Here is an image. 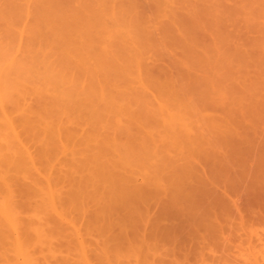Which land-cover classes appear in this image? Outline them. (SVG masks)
<instances>
[{"label": "rangeland", "instance_id": "rangeland-1", "mask_svg": "<svg viewBox=\"0 0 264 264\" xmlns=\"http://www.w3.org/2000/svg\"><path fill=\"white\" fill-rule=\"evenodd\" d=\"M208 1L209 0H0V104H2L0 105V108L3 106L0 109V126L2 128L3 126H6L3 124V122H6V118H4L5 113V116H7L9 121L11 120L10 124L12 123L13 129L16 131H11L12 129L7 131L2 130V132L4 131V133H8H5V136H3V134L0 136V144H4V146L6 144L7 146V143L11 141L17 142V146L19 147L18 151L21 148L20 151L22 152L23 150L25 152L27 147L29 152H26L30 153V156H34L32 162H34V160L35 162L28 165L31 170L29 169L30 171H28L29 173H27V175L31 174L32 177L29 176V178L32 179L27 180L29 181L26 182L27 184H30L32 180L39 183L41 182L40 184H37L36 187L40 186L45 188L41 190V188L38 187L40 188L39 191L44 192L48 190L46 189L48 185V182H46L47 179H50L49 183L51 181V183L56 182L54 183V187H52L57 195H60V204V202H62V200L60 201V198L62 197L61 199H64L65 194L67 195V192L73 187V185H71L73 183L71 182L72 179L70 181L68 178L74 171V157L77 159H81L84 156L87 157L91 152L96 150L95 147H98V145H100V149L104 153L105 159L108 161H105L106 166L113 161L111 160L109 162L110 158L117 160L118 156L122 157V155H127L128 153L125 150L129 148L130 152L135 157L131 158L135 161L138 159L136 161L137 163L133 160V163L131 162V164H129L128 161L126 164L127 170L122 169L121 171L125 173L127 172V174L130 172L131 175L134 174L132 183L136 185H134L135 189L138 188L137 186L145 184L147 181L151 183V185L162 182H164L162 184H167L170 182L172 183V181H178V184L185 182L190 183L192 186H196V191L194 189L193 191L191 190V192L200 194L202 190L198 187L200 184L197 180H199L198 178L201 176V172H203H199V169H202L203 167L210 168V170L205 169L209 171L207 174L215 172V178L217 181L216 186L218 189L217 193L221 196H223L222 194L225 191L223 190L224 186H222L223 184L221 182L226 178L228 179L226 176H229V178L232 176L235 178L236 176L238 179L241 178L243 182L246 181L247 178L250 180V176H252L251 173L255 170L254 168H258L257 166L259 163L262 161L264 162V157H262L264 156V0ZM189 2L191 3L190 6H188L190 4ZM259 2L262 4H259ZM203 10L206 12L204 13ZM190 11L193 12L191 13ZM189 13H191L190 16ZM184 17L185 19H183ZM185 24L186 26H184ZM192 26L195 27L193 28ZM196 27L198 29H196ZM240 35H242V37ZM103 57L106 60H104ZM111 60H114L115 63H113V61L111 62ZM104 61H109L110 64L107 65L109 62H105V64ZM101 62L107 65L106 67H109V70L111 69L110 74L108 72L109 70L107 71V69H105L106 67L100 68L102 67ZM127 63L129 64L127 65ZM125 64L127 70L124 69ZM111 65L112 67H110ZM104 69L107 74L110 75L111 79H109V77H104L106 76L104 75L105 73H103L105 72ZM125 70L126 72H124ZM113 71L117 72V76L122 75L120 79L117 78L116 75L111 74ZM64 73L66 74V77ZM67 74H69L70 77L67 76ZM94 75L97 76V78H94ZM115 76V81L117 82L114 80V82H110ZM51 77L52 79H50ZM67 77L68 79H71L70 82L69 80H66ZM90 77L91 79L94 78V81L93 79L91 80ZM72 78H74V80H72ZM100 78L103 79V83L100 81L99 85L96 81H99ZM49 79L52 82H50ZM104 79H108V81L110 80V83L107 81L106 85ZM75 80L78 82L73 83ZM63 83L64 85H62ZM73 86H75V90L81 88V91L79 90V92L77 90V92L83 93L78 95L79 93L77 94V92L74 91ZM76 86H78V88H76ZM67 87L69 88L68 92ZM102 87L105 88L104 91L106 94L113 97L116 95L115 98H117L119 92L120 94L125 93L127 96L125 99H121V101H114L115 104L113 102V107L116 106V109L112 108L113 110L115 109L114 113H111L113 116L108 112L106 115L104 113L101 117L104 121L101 122L99 120L100 122H98V118H94L96 116L93 115L94 117H92L89 111L88 114L87 111L85 113V110L88 104H90V106L92 104L93 107L94 103L92 102H97V100L94 101L95 99L92 101L88 92L93 95L95 94L94 91L98 92ZM84 88L85 91H82ZM70 90L78 95L77 98H74L73 94V96L68 94L69 92L71 93ZM221 91L224 93H221ZM84 92L89 95L86 96L89 99L82 97L86 95ZM58 95L60 96V99H58L59 101L57 100V98H59ZM19 98L21 99L19 100ZM73 101L77 104L80 103L79 105L81 106L78 108L77 105L76 107L75 102L72 104ZM85 101L88 103H84ZM137 103L141 106H138ZM56 106L57 109H55ZM82 106H85V110ZM117 106L120 108H123L124 106V108H127V111H125V109L123 110V113L118 112L120 113V115H118L116 111L119 107ZM52 108L55 112H53ZM59 108L61 109L60 111ZM2 109H4L3 114H1ZM137 109L140 110V113ZM49 110H52V112ZM56 110L57 112L59 111L58 113L62 114H58ZM80 110L85 114H82ZM39 113L41 114L39 115ZM51 113H56L57 117L55 114L53 117V114L51 115ZM38 116H41V118ZM103 116H105L106 119ZM148 118L149 120H147ZM26 119L30 123L29 126ZM35 119L37 120L35 121ZM40 119H43V121H41L43 123L40 122ZM127 122L130 123L128 124ZM143 122H149V124L147 123L146 125ZM94 127L97 128L94 129ZM112 127L115 128V130ZM51 128L54 130L53 132ZM120 128H124L125 130ZM27 130H31V132ZM35 130H37L36 134L34 133ZM92 130L95 132H92ZM9 131L11 134H9ZM68 131L70 133H68L69 135L67 134ZM116 131L120 132V134L116 135L118 134ZM127 131L130 132L127 133ZM14 133L19 134L16 135V137L18 138L20 136L18 139L21 140V142L15 138ZM111 138L114 140H111ZM112 141L120 142L119 145L122 144L121 147L123 146L121 149L126 148L124 149L125 153L121 152V154L120 152H117L119 150L121 151V149L117 151L114 149L119 155L113 151L111 146ZM145 141L147 144L144 143ZM259 141L262 143H258ZM14 142L12 143L14 144ZM141 142L143 143L141 144ZM21 143H23L24 147L26 146L25 149ZM125 145L128 146V148L124 147ZM144 146L147 147L145 148ZM250 147H252L251 150H253V153L255 151V155L250 150ZM42 150L45 151L42 152ZM73 150L75 151L74 157L72 155ZM260 150H263V152ZM38 151L41 155H38ZM44 153L45 157L43 156ZM48 155L50 156L48 157ZM112 155L113 157H111ZM39 156L41 158H38ZM136 156L138 157L136 158ZM144 159L146 160V163ZM138 161H140L141 164H139ZM172 161L174 162L172 163ZM187 161L189 164H187ZM192 162L195 163L194 166L198 168H195V171L197 170L199 174L193 171L194 167L191 166ZM71 163L73 164L72 167H70ZM168 163L170 164L168 165ZM92 164L93 163H91V165ZM261 164L263 166V163ZM94 165H96V163H94ZM176 165L180 167L177 166L176 168ZM215 167L216 169H214ZM91 168L93 171L94 167ZM69 170H71V172H69ZM78 170H80L78 171L79 174L78 172H75L77 174L74 173L73 175L79 176L82 172H84L82 173L83 175H86L85 171L88 172L83 169L81 172L80 168ZM65 171L70 173V175L68 174L69 176H67ZM216 171H218V173H216ZM259 171L263 174L262 170L259 169ZM234 173L236 175H234ZM21 174L19 173L18 177H20ZM195 174L198 175V178ZM203 174L205 173L203 172ZM27 175L22 177H27ZM168 176L169 178L166 179ZM57 177L60 179L56 181V179H58ZM160 177H164V180L167 182L164 180L162 181V178L159 179ZM23 178H21V180H23ZM26 179L28 178H25L24 181H26ZM159 180L160 182H158ZM232 181L235 180L232 179ZM248 181L247 183L251 180ZM32 183L35 185V182ZM228 183H235L234 190H236V187L239 185V183L237 185L236 182ZM127 185H129V182ZM171 186L173 187L172 184L168 187ZM182 186L184 185L182 184ZM178 187L179 186L176 184V186L170 190L172 193H170V191H168V193L171 194L172 197H175L173 195H176V197L179 198V195L176 194ZM226 187L228 190L230 185H226ZM14 188L16 189L18 186ZM88 188L89 191L92 187L89 186ZM243 188L245 192V187ZM238 189L240 193L242 188L241 190L240 187ZM130 190H134V188L130 187ZM137 190L138 192H136ZM137 190L134 191L136 193L142 192L139 191V188ZM229 190H232V192H228L237 202H243L244 199L242 196H244L245 193L240 194L241 196L239 195L240 198H242L241 201L236 196L237 194L233 191V188ZM143 192V195L146 197L145 201L148 200L146 202L144 201L145 204L143 202L144 205L142 207L144 208L141 207L143 211L149 209L151 214L154 215L152 212H155V214L158 213V209H161L160 206L162 207L163 204L167 206V203L165 202L167 196L163 195L166 193H157L160 194L157 197H162V195L165 197L161 200V198H156L157 194L153 195L152 191L148 190ZM145 192L149 195L147 196ZM1 193L3 195L4 192L1 191ZM229 193L228 197L224 193L225 197L229 198ZM125 194L126 193H124V195ZM2 195H0V199ZM44 196L45 195L43 194V198L41 197L42 199L40 198V202L37 203H41V205L46 203V205H48V199H46L47 195ZM66 199L67 197H65V200ZM87 199L82 202L85 206L83 204L80 205L82 207L81 209L79 208L80 211H78V205L77 209L75 206L74 208H70V211H73L71 213H68L70 211L64 209L67 211V213L64 211V213L67 214V219L64 217L65 224L66 222L72 221L75 226L80 227L81 231L79 232H82V235L85 237H68L70 239L73 238L70 241L72 242L70 243L72 245H67V249H71L72 252H67V249V251H62L63 253L66 251L64 254L71 253V255H77V251H73L78 248L79 242H76V240L81 239L82 241V239H85V241H87L86 246L88 249L87 257H90L92 261L94 260V264H105L104 261H102L105 256L101 254L102 250L100 247L102 241L105 240V237H103L104 235H96V230L95 234L92 232V234L89 235L87 233L88 235H86V225L91 224V221H89L91 220V218L89 219V215L91 217L90 213L94 214V211H97V205L95 202H92L90 199H88V201ZM151 199H153V201ZM228 200L229 199H227V201ZM104 201L102 202V205L105 203V206L111 205L107 197ZM149 201L153 204L147 203ZM154 202L156 204H154ZM65 204L62 206L63 208H65ZM156 205L158 207H156ZM39 206L40 205H38V208ZM125 206L121 205L114 212L115 214L108 212L109 214L111 213L114 215L117 222L119 221L118 223L123 229V232L126 230L125 227L129 219L128 211L130 210V208H128V210ZM128 206L133 208V205ZM94 207L96 209H94ZM66 209H69V207L66 206ZM83 210L86 211L85 214H83ZM30 213L29 215L33 214ZM49 214H51V212ZM65 214L63 215L65 216ZM21 216H24L25 218L27 217V213H22ZM149 216H151L150 213ZM46 217L47 216H44L43 219H46ZM114 217L112 216V218ZM148 218L150 217H145L143 219L144 221H147L146 223L148 224L146 225L150 224V221L147 220ZM38 219L39 218H37V220ZM143 220L140 221L142 222ZM42 221L44 222L45 220ZM52 221L53 220H48L46 222H50L49 224L52 225L54 223ZM140 221L139 224H145L144 222H142L144 223L142 224ZM233 223L238 224L236 221H233ZM55 224L56 223H54V225ZM256 225L258 226V224H255L254 227ZM51 227L50 230L52 228L54 229L55 226ZM119 227L114 228V231L110 230V234H113L112 232H114V235L115 232L119 233V230H122ZM260 227L264 228L263 225H260L258 231L263 230V228L261 229ZM129 228L131 227L129 226ZM55 229L57 228L55 227ZM129 230L130 229L126 230V232H129ZM55 233L58 234V231ZM260 233H262V231ZM56 234H54V236ZM59 234L64 233L61 232ZM54 236L52 240L55 244L58 241L61 242L64 235H56L57 237ZM59 236H61V240ZM106 237L108 238V236ZM10 239L8 238V241ZM238 239L239 238L235 240L236 243H238ZM257 241L258 240L254 241L257 245L253 244L251 251L247 249L249 246L248 244H243L244 249H247L248 251L246 252L245 250L243 252L244 249H242V255L245 254L244 259L246 256L248 258L252 257L249 258L251 259V263L253 259L254 264H264V259L262 260L263 257L261 255L264 251V242L260 244L261 240L260 242ZM12 244L11 241L7 244L5 240V243L1 245V248L3 249L0 248V252L5 253L2 254L8 257V264H25V258L23 256H20L19 260L16 257L18 256L17 251L15 252L16 248ZM54 244H51L52 246L49 245L57 250L56 245L58 243L56 245ZM73 244H75V246ZM40 246L41 245L39 244V248ZM41 248H44L46 252H44L43 249L40 250V252L36 251L38 254L36 253V255H33L39 257V259L43 261L42 264H44L47 259L50 260L49 262H57V255L58 252H60L59 250H57L58 252H55L54 249L55 253H51L50 250V253L47 254V252H49V246L48 249H46L47 246L42 244ZM61 249H63V246ZM215 249V252L217 253V250L220 248L217 247ZM233 249L234 251L232 250L230 253L228 252V258L231 260L227 259L230 261L229 263L228 261H223L226 260L228 255L225 257L224 254L225 259L224 257H222L223 259L220 258L219 253L222 252L220 250H218V254H211L212 251L211 253L208 252L209 257L214 256L213 258L215 261L212 257L207 258L206 261H208V264H243L247 261L241 259L242 255H237L238 252H236L237 250L235 251L236 248ZM255 249L257 251L261 249L260 251L262 252H255ZM98 250L101 252H97ZM41 252H44L47 255L44 253L40 254ZM78 252L80 251L78 250ZM56 253L57 255H55ZM252 253H254V255H252ZM50 254L53 255L51 256ZM64 254L61 256H64ZM92 254L93 256H91ZM124 254V257H126L127 252ZM3 255H0V258L5 262L6 258H2ZM43 255L46 257L45 261L43 260ZM75 255L71 256V258L73 257V259H75L76 257L77 259L81 257L79 253V256ZM108 255L111 254L109 253ZM222 255L223 253L221 256ZM124 257L121 259L122 264H128V258L126 259ZM133 257L132 259L134 260H136L135 258H138ZM254 258L259 261H254ZM10 260L12 262H10ZM134 260H131L132 263L136 262ZM92 261L91 263L93 264ZM250 261L247 262L250 264Z\"/></svg>", "mask_w": 264, "mask_h": 264}, {"label": "bare ground", "instance_id": "bare-ground-1", "mask_svg": "<svg viewBox=\"0 0 264 264\" xmlns=\"http://www.w3.org/2000/svg\"><path fill=\"white\" fill-rule=\"evenodd\" d=\"M227 1V0H226ZM239 1V0H238ZM208 2H210V0L208 1ZM264 2V1H263ZM190 3V2H189ZM188 3V4H189ZM222 3V2H221ZM241 3V2H240ZM188 4H186V5H188ZM215 4V3H214ZM247 4H249V3H247ZM259 4H262L261 2H259ZM191 5V3L188 5V6H190ZM198 5V4H197ZM207 5H209V4H207ZM211 5V4H210ZM211 6H213V5H211ZM241 6V5H240ZM259 6H261V5H259ZM263 6V5H262ZM219 7V6H218ZM198 8V7H197ZM196 8V9H197ZM249 8V7H248ZM209 9V8H208ZM211 9V8H210ZM218 9V8H217ZM236 9H237V7H236ZM240 9V8H239ZM263 9V8H262ZM193 10V9H192ZM202 10V9H201ZM212 10V9H211ZM188 11V10H187ZM204 11V13L206 12L205 10H203ZM209 11V10H208ZM216 11V10H215ZM254 11H256V10H254ZM189 12V11H188ZM191 12V11H190ZM193 12V11H192ZM191 12V13H192ZM196 12V11H195ZM213 12V11H212ZM191 13H189V16H190V14ZM257 13V12H256ZM195 14V13H194ZM212 14V13H211ZM225 14V13H224ZM215 16V15H214ZM225 16V15H224ZM191 17H192V15H191ZM194 17V16H193ZM219 17V16H218ZM183 19H185V17L183 18ZM188 19V18H187ZM192 19V18H191ZM191 19H190V21H191ZM193 22V21H192ZM214 22V21H213ZM220 22V21H219ZM193 24V23H192ZM191 24V25H192ZM197 24V23H196ZM260 24V23H259ZM132 25V24H131ZM190 25V26H191ZM195 25V24H194ZM206 25V24H205ZM243 25V24H242ZM251 25V24H250ZM257 25V24H256ZM184 26H186V24L184 25ZM196 26V25H195ZM195 26H192L193 28L195 27ZM261 26V25H260ZM199 27V26H198ZM264 27V26H263ZM261 28V27H260ZM185 29H186V27H185ZM196 29H198L197 27H196ZM246 29V28H245ZM191 30V29H190ZM190 30H188V31H190ZM200 30V29H199ZM198 30V31H199ZM233 30V29H232ZM249 30V29H248ZM263 30V29H262ZM54 31H55V29H54ZM68 31V30H67ZM69 32V31H68ZM200 32V31H199ZM213 32V31H212ZM230 32V31H229ZM234 32V31H233ZM50 33H51V31H50ZM63 33V32H62ZM197 33V32H196ZM54 34H56V33H54ZM236 34V33H235ZM50 35H52V34H50ZM194 35H195V33H194ZM53 36V35H52ZM55 36V35H54ZM191 36V35H190ZM234 36V35H233ZM241 37H242V35H240ZM248 37V36H247ZM54 38V37H53ZM198 38V37H197ZM216 38V37H215ZM236 39V38H235ZM197 40V39H196ZM196 40H195V42H196ZM215 40V39H214ZM238 40V39H237ZM245 40V39H244ZM256 40V39H255ZM240 41V40H239ZM216 42H218V41H216ZM237 42V41H236ZM197 43V42H196ZM242 43V42H241ZM199 45V44H198ZM196 47V46H195ZM239 47V46H238ZM202 48V47H201ZM188 49V48H187ZM218 49V48H217ZM222 49V48H221ZM238 49H240V48H238ZM71 51V50H70ZM192 51V50H191ZM205 51V50H204ZM234 56V55H233ZM105 57V56H104ZM104 57H103V59H104ZM223 57V56H222ZM100 58V57H99ZM189 58V57H188ZM228 58V57H227ZM237 58V57H236ZM235 58V59H236ZM102 59V60H103ZM240 59V58H239ZM100 60V59H99ZM104 60H106V59H104ZM189 60H190V58H189ZM193 60H195V59H193ZM233 60V59H232ZM113 61V63H115V61L114 60H111V62ZM196 61V60H195ZM219 61V60H218ZM237 61V60H236ZM108 63L107 61H104V63ZM199 62V61H198ZM104 63H102L101 62V64H102V67H100V68H103V67H106L107 65H109L110 64V62L107 64V65H105ZM191 63H192V61H191ZM97 64H98V62H97ZM101 64H99V65H101ZM116 64H117V62H116ZM115 64V65H116ZM129 63H127V65H128ZM239 64V63H238ZM237 64V65H238ZM104 65V66H103ZM210 65V64H209ZM126 66V64L124 65V67ZM130 66V65H129ZM232 66V65H231ZM235 66V65H234ZM243 66V65H242ZM96 67H98V66H96ZM110 67H112V65L110 66ZM114 67V66H113ZM109 68V67H108ZM107 67L105 68V69H107V71L109 70ZM127 67H125L124 69H126ZM216 68V67H215ZM236 68V67H235ZM91 69V68H90ZM97 69V68H96ZM104 69V70H105ZM116 69V68H115ZM123 69V68H122ZM123 69V70H124ZM81 70V69H80ZM98 70V69H97ZM100 70V69H99ZM103 70V69H102ZM111 70V69H110ZM110 70L108 71L109 72V74H110ZM127 70V69H126ZM126 70L124 71V72H126ZM82 71V70H81ZM84 71V70H83ZM230 71H232V70H230ZM114 72V71H113ZM111 73V74H113V75H116V73L117 72H114V73ZM123 72V71H122ZM121 72V73H122ZM49 73V72H48ZM51 73V72H50ZM101 73V72H100ZM103 73H105L104 75H106V76H104L105 78L106 77H109V79H111L110 78V75L109 74H107V72H106V70H105V72H103ZM103 73H101V74H103ZM65 74V73H64ZM72 74V73H71ZM78 74H79V72H78ZM81 74V73H80ZM92 74H93V72H92ZM92 74H91V77H92ZM95 74V73H94ZM99 74V73H98ZM60 75V74H59ZM62 75H63V73H62ZM97 75V74H96ZM100 75V74H99ZM53 76V75H52ZM55 76V75H54ZM67 76H69V74H67ZM77 76H79V75H77ZM81 76V75H80ZM90 76V75H89ZM101 76V75H100ZM117 76V75H116ZM116 76L114 77V79H112V81H110V82H114L115 81V78H116ZM122 75H119V76H117V78H119L120 79V77H121ZM57 77H58V75H57ZM64 77V76H63ZM65 77H66V74H65ZM70 77V76H69ZM83 77V76H82ZM91 77H90V79H91ZM94 78H97V76H93ZM112 77V76H111ZM232 77V76H231ZM54 78V77H53ZM78 78H80V77H78ZM94 78H92L93 79V81H94ZM50 79H52V77L50 78ZM49 79V81L50 82H52L51 80ZM60 79V78H59ZM91 79V80H92ZM234 79V78H233ZM64 80V79H63ZM67 81L69 80V82H70V80L71 79H68V77H67V79H66ZM72 80H74V78H72ZM103 79H101L100 78V80L98 81H96V83L98 82V84H99V82L101 81L102 83H103V81H102ZM114 80V81H113ZM117 80V79H116ZM141 80V79H140ZM231 80V79H230ZM57 81H59V80H57ZM92 81V82H93ZM107 81H108V79H104V82H106V85H107ZM108 81V82H109ZM78 82V81H77ZM76 82V80L75 81H73V83H77ZM109 82V83H110ZM115 82H117V81H115ZM226 82V81H225ZM58 83V82H57ZM67 83V82H66ZM199 83V82H198ZM51 84V83H50ZM79 84V83H78ZM53 85V84H52ZM55 85V84H54ZM58 85H59V83H58ZM62 85H64V83L62 84ZM97 85V84H96ZM100 85V84H99ZM103 85V84H102ZM105 85V84H104ZM56 86V85H55ZM79 86V85H78ZM78 86H76V88H78ZM54 87V86H53ZM75 86H73V89H74V91H76L77 92V90L78 89H76L75 90V88H74ZM92 87H94V86H92ZM91 87V88H92ZM101 87V86H100ZM68 88V87H67ZM80 88V87H79ZM107 88V87H106ZM72 89V88H71ZM72 89V90H73ZM81 89V88H80ZM79 89V90H80ZM99 89V88H98ZM108 89V88H107ZM78 90V91H79ZM93 90H94V88H93ZM105 90V88H101V90H98V92H95L94 91V93L95 94H93V95H91L92 93H90V92H88L89 94H90V96L88 95V94H86V92H84L86 95L85 96H82V97H85V98H87L86 96L88 95L89 97H91L92 98V101L94 100V101H96L97 100V102L95 103V102H92V103H94V106L92 107V104H91V106H90V104H88L87 106H86V110H85V106H82V107H84V110H85V113H86V111H87V113H88V111H89V113L92 115V117H94V116H96V117H94V118H98L97 120H98V122H103L104 121V119H102L101 117H102V115L105 113V115H106V113L108 112V113H110V115H112L111 113L113 112L114 113V111H115V107L116 106H114L113 107V102L115 101V102H117V101H121V99H125V97L127 96V94H125V93H121L120 94V92L117 94L118 96H117V98H115V96L113 97V96H111V95H109V94H106V92L104 91ZM69 91V88L67 89V92ZM71 91V90H70ZM74 91H71V93L69 92L68 94L71 96L72 94L74 95V98H77V96L78 95H80V94H82L83 92H81V93H79V92H77V94L78 95H76V93L74 92ZM82 91H85V88L84 89H82ZM64 92V91H63ZM74 92V93H73ZM93 92V91H92ZM126 92V91H125ZM169 92V91H168ZM228 92V91H227ZM60 93H61V91H60ZM96 93H98V94H96ZM221 93H224L223 91H221ZM62 94V93H61ZM120 94V95H119ZM193 94V93H192ZM72 95V96H73ZM75 95H76V97H75ZM62 96V95H61ZM58 97L59 98H57V100L58 99H60V96L58 95ZM64 98V97H63ZM66 98V97H65ZM84 98V99H85ZM21 98H19V100H20ZM53 99V98H52ZM87 99H89V98H87ZM11 100V99H10ZM57 100H55V101H57ZM77 100V99H76ZM18 101V100H17ZM52 101V100H51ZM59 101V100H58ZM77 101H79V100H77ZM86 101H88V100H86ZM84 102V103H88V102ZM50 102V101H49ZM53 102V101H52ZM75 101H73L72 102V104L74 103ZM81 102V101H80ZM115 102H114V104H115ZM56 103V102H55ZM82 103V102H81ZM121 103V102H120ZM58 104V103H57ZM75 106L77 107V105H78V108H79V106H81V105H79L80 103H76L75 102ZM97 104V105H96ZM101 104H102V106H101ZM125 104V103H124ZM210 104H212V103H210ZM0 105H2V104H0ZM52 105V104H51ZM54 105H56V104H54ZM59 105H61V104H59ZM64 105V104H63ZM66 105V104H65ZM96 105V106H95ZM137 105L139 106L140 104H138L137 103ZM42 106H44V105H42ZM47 106H48V104H47ZM70 106V105H69ZM74 106V105H73ZM88 106H90V107H88ZM141 106V105H140ZM3 106H1V108H2ZM59 107V106H58ZM117 107H119V106H117ZM0 108V109H1ZM43 108V107H42ZM46 108H48V107H46ZM51 108V107H50ZM112 108H115L114 110L112 109ZM122 108V107H121ZM120 107H119V109L116 111V113H118V112H122L123 113V110H125V111H127V108H124V106H123V108L121 109ZM142 108V107H141ZM20 109H21V107H20ZM55 109H57V106H56V108ZM145 109V108H144ZM143 109V110H144ZM3 110L4 109H2V113L1 114H3L4 112H3ZM45 110V109H44ZM48 110V109H47ZM52 110H53V112H55L54 111V109L52 108ZM52 110H49V111H51L52 112ZM61 109L59 108V111H60ZM70 110H71V107H70ZM138 110V109H137ZM146 110V109H145ZM58 111V112H59ZM76 111V110H75ZM74 111V112H75ZM81 111V110H80ZM131 111H133V110H131ZM140 110H138V112H139ZM39 112H40V110H39ZM56 112H57V110H56ZM57 112V113H58ZM82 112V111H81ZM81 112H80V114H81ZM128 112H129V110H128ZM128 112H126V113H128ZM50 113V112H49ZM73 113V112H72ZM84 112H82V114H83ZM84 113V114H85ZM88 113V114H89ZM107 113V114H108ZM115 113V114H116ZM120 113H118V115H120ZM140 113V112H139ZM41 113H39V115H40ZM53 114V117H54V114L56 115V113H51V115ZM58 114H62V113H58ZM67 114V113H66ZM125 114V113H124ZM144 114H146V113H144ZM143 114V115H144ZM64 115V114H63ZM94 115V116H93ZM147 115V114H146ZM145 115V116H146ZM2 116V115H1ZM68 116V115H67ZM113 116V115H112ZM38 117H40L41 118V116H38ZM52 117V116H51ZM56 117H57V115H56ZM103 117H105V116H103ZM148 117H149V115H148ZM4 118H6V122L4 123L3 122V124H5L6 126H3V128L0 126V136L3 134V136H5V133H8V132H5L4 133V131L6 130H9V129H12L11 131H15L14 129H13V126H12V123L10 124V121L7 119V116H5V113H4ZM45 118H48V117H45ZM45 118H44V120H45ZM94 118H93V120H94ZM144 118V117H143ZM0 119H1V117H0ZM95 119V120H96ZM102 119V120H101ZM105 119H106V117H105ZM5 120V119H4ZM27 120V119H26ZM34 120V119H33ZM37 119H35V121H36ZM54 120V119H53ZM59 120V119H58ZM57 120V121H58ZM100 120V121H99ZM143 120V119H142ZM147 120H149V118L147 119ZM1 121V120H0ZM13 121V120H12ZM29 121H30V119H29ZM32 121V120H31ZM41 121H43V119H40V122ZM140 121V120H139ZM145 121H146V119H145ZM39 122V123H40ZM97 122V123H98ZM27 123H28V126H29V122H28V120H27ZM37 123V122H36ZM41 123H43V122H41ZM40 123V124H41ZM59 123V122H58ZM95 123H96V121H95ZM106 123V122H105ZM120 123V122H119ZM124 123V122H123ZM128 123V122H127ZM130 123V122H129ZM128 123V124H129ZM144 123V122H143ZM148 124H149V122H147ZM147 123H144V124H146L147 125ZM31 124H32V122H31ZM109 124H111V123H109ZM1 125V124H0ZM39 125V124H38ZM50 125V124H49ZM58 125H60V124H58ZM143 125V124H142ZM27 126V127H28ZM33 126V125H32ZM45 126V125H44ZM118 126V125H117ZM117 126H115V127H117ZM124 126V125H123ZM122 126V127H123ZM130 126V125H129ZM46 127V126H45ZM60 127H62L61 125H60ZM110 127V126H109ZM121 127V126H120ZM150 127V126H149ZM50 128V127H49ZM58 128H59V126H58ZM63 128V127H62ZM97 128V127H96ZM95 127H94V129H96ZM113 128V127H112ZM118 128H119V126H118ZM130 128V127H129ZM128 128V129H129ZM29 129V128H28ZM31 129V128H30ZM114 130H115V128H113ZM120 129H122V128H120ZM124 129V128H123ZM122 129V130H123ZM2 130H4L3 132H2ZM51 130H52V128H51ZM57 130V129H56ZM60 130H62V129H60ZM98 130V129H97ZM100 130V129H99ZM125 130V129H124ZM131 130H133V129H131ZM27 131H30L31 132V130H27ZM48 131V130H47ZM54 130H52V132H53ZM59 131V130H58ZM16 132V131H15ZM60 132V131H59ZM92 132H95V131H93L92 130ZM98 132V131H97ZM118 134H116V135H119L120 134V132H118V131H116ZM122 132H124V131H122ZM128 132H130V131H127V133ZM33 133V132H32ZM35 134L37 133V130H35V132H34ZM41 133H42V131H41ZM56 133V132H55ZM63 133V132H62ZM69 133V131L67 132V134ZM114 133V132H113ZM9 134H11L10 133V131H9ZM35 134H34V136H35ZM53 134V133H52ZM70 134V133H69ZM68 134V135H69ZM98 134V133H97ZM8 135V134H7ZM6 135V136H7ZM14 135H15V138H17L16 137V135H19L18 133H14ZM40 135V134H39ZM49 135V134H48ZM63 135V134H62ZM101 135V134H100ZM126 135V134H125ZM124 135V136H125ZM129 135H130V133H129ZM9 137V136H8ZM20 137V136H19ZM18 137V138H19ZM42 137V136H41ZM48 137V136H47ZM53 137V136H52ZM67 137H69V136H67ZM15 138H14V140H15ZM17 138V139H18ZM60 138V137H59ZM72 138V137H71ZM130 138V137H129ZM144 138V137H143ZM143 138H141V139H143ZM6 139H7V137H6ZM11 139H13V138H11ZM67 139V138H66ZM88 139V138H87ZM113 138H111V140H112ZM122 139V138H121ZM120 139V140H121ZM145 139V138H144ZM19 140V139H18ZM17 140V141H18ZM62 140V139H61ZM114 140V139H113ZM119 140V141H120ZM10 141V140H9ZM8 141V142H9ZM20 142H21V140H19ZM91 141V140H90ZM123 141V140H122ZM146 141H148V140H146ZM146 141L144 142L145 144H147L146 143ZM12 142H14V141H11V142H9V143H7V146H6V144H5V146H4V144H0V180H1V183H0V193H1V191L2 192H4L3 193V195H2V193L0 194V195H2V197H1V199H0V248H1V245H3L4 243H5V240H6V242H7V244H8V242L10 243V241H11V244L16 248L15 249V252L17 251V255L18 256H16L17 258H18V260H19V257L20 256H23L24 258H25V264H42L43 263V261H41L40 259H39V257H35L34 255H36V253L39 251L40 252V250H43L44 248H41V246H42V244H44V246H47V248L46 249H48V246H49V252H47V254L48 253H50V250H51V253L53 252V253H55V252H58L57 250H59L60 252H58V255H57V253L55 254V255H57V257H58V260H56L57 262V264H92L91 263V259H90V257H87V253H88V249H87V246H86V242L87 241H85V239L83 240L82 239V241H81V239H77L76 240V242H79L78 243V248H77V244H76V248H77V250H73V251H77L76 252V254L78 255V253H79V255L81 256L80 258H77L76 259V257H75V259H73V257L71 258V256H73V255H75V254H73V255H71V253H67V254H64V253H66V251L67 252H72V250L71 249H67L68 248V246H69V244L70 243H72V242H70L73 238L72 237H76V238H78L79 236H84V235H82V232H79V231H81V229H80V227H77V226H75V224L71 221H69V222H66V224H65V219H67V214H65L64 213V211L65 210H67V211H70V208H74V206H75V208L77 209V205H78V209L80 208H82L80 205L81 204H83L82 202H84L83 200H85V199H87V196H88V199H90L92 202H95V204L97 205V211L95 210L94 211V214L93 213H90L91 214V217H90V215H89V219L91 218V220H89V221H91L90 223V225L88 224V225H86V228H85V230L87 231L86 232V235H90V234H92V232H94V234H95V232H96V235H98V236H103V237H105V240H103L102 241V243L100 244V247H101V250H102V252L101 251H97V252H101V254H103V256H105L104 257V260H102V261H104V263L106 264V262H107V264H120V262H121V264H122V261H121V259L124 257V253L125 252H127V255H126V257H124V258H128L127 259V263L128 264H206L208 261H206L207 260V258H210V257H214V256H210L209 257V253H211V251H212V253L211 254H213V253H216L215 251H216V249L215 248H217V247H219L220 249H218V250H220V251H222L221 253H219V255H220V258H222V257H224V254H225V257H226V255H228L227 256V258H226V260H223V261H228V263L231 261L228 257H229V254H228V252L230 253V251H234V249L233 248H236L235 249V251L236 252H238V254L237 255H242V249H244V245L243 244H248L249 246H248V248L247 249H249L250 251H251V249L253 248V244H255L254 243V241H256V240H258L257 242H260V240H261V242H260V244L261 243H263L264 241H263V239H264V233H263V231H264V228H263V230H261L262 231V233H260L261 231H258V227L260 226V225H263L264 226V162L262 161H260L261 163H263V166H262V164L261 163H259V165L257 164V162H256V164L258 165L257 167L260 169V170H262V173L263 174H261V171H259V169L258 168H254L253 170L254 171H252V173H251V175L253 176H250V180H249V178H247V180L246 181H244L243 182V180L240 178V179H238L236 176H235V178H237V179H235L234 178V176H232L231 178H229V176H226V177H228V179H227V182H226V179H222L223 181L221 182L223 185L222 186H224V189L223 190H225L224 192H223V196H221V195H219V193H217L218 192V189H217V181H216V178H215V172L214 173H212V172H210V174L208 175L207 174V172H209V171H207V170H210V168L208 169V168H205V167H203L204 168V170H203V168L202 169H199L200 171L199 172H201V171H203L205 174H203V172H201L202 174H200L201 176H199V178H198V175H196V177L199 179V180H197V181H199V188H200V190H202L201 192H200V194H199V196H198V194H196L195 192L193 193V192H191V190L193 191L195 188H196V186H192L190 183H182L184 186H182V184H181V186H180V184H178V181H176V182H173L172 181V183L170 182V183H165V184H162V183H164V182H162V183H156V184H154V185H151V183H149L148 181L145 183V184H140L139 186H137L138 188H139V191H142L141 193L139 192V193H136V192H138V188H136L135 189V187H134V185L135 184H133L132 182H133V175H131L130 174V172H129V174H127V172L125 173V172H123V171H121L122 169L123 170H127L126 168V164H127V162L129 163V164H131V162L133 163V160L134 159H132L131 157H133V158H135L133 155H132V153L130 152V150H129V148H128V146H124V147H127L128 149H126V148H124V149H126L125 151L128 153L127 155H125V156H123L122 155V157L121 156H118V158H117V160L116 159H111L110 157V159H109V162L111 161V160H113V161H111V163L109 164V163H107V164H109V165H107L106 166V164H105V161L106 162H108L106 159H105V157H104V153L101 151V149H100V145H98V147H95V149L96 150H94V152H91V154H89L87 157L86 156H84L83 158H81L80 156V158L81 159H77L76 157H74V155H75V151L73 150V153H72V155H73V157L75 158V166H73V168H74V171L72 172V178H71V175H70V173H68V172H66L65 174H67V176H69V178L68 179H70V181H71V179H72V181L71 182H73L71 185H73V187L71 188V190H69V192H67V195L65 194V197H67V199L65 200V197H64V199H61L60 198V201L62 200V202H60V204H59V197H60V195H57V193H56V191L55 190H53V187H54V183H56V182H54V183H49V180L50 179H47V181L46 182H48V185H47V188L46 189H48L47 191H44V192H42V191H39L40 190V188H41V190L42 189H45V188H43V187H40V186H38V187H40V188H38V187H36L37 186V184H40L39 182H37V181H34V180H32V182H35V185L32 183V182H30V184L28 183H26V182H29V181H27V180H31L32 178H29V176H31V174L30 175H27V173H29L28 171H30L31 170V168H30V166H28L29 164H32V163H34L35 162V160H34V162H32L33 161V157L34 156H30L31 154L30 153H28L29 152V150H28V148L26 147V151H28V152H24L23 150H22V152L20 151L21 150V148H20V150L18 151V149H19V147L17 146V142H14V144L12 143ZM23 142V141H22ZM117 142L118 141H112V143H111V146H112V149H113V151H117V150H119V149H121L122 147H121V145H119L120 144V142H118V144H117ZM124 142V141H123ZM254 142H255V140H254ZM10 143H12V144H10ZM19 143V142H18ZM54 143V142H53ZM122 143V142H121ZM125 143V142H124ZM143 142H141V144H142ZM258 143H262V142H258ZM55 144V143H54ZM138 144H140V143H138ZM144 144V145H145ZM252 144V143H251ZM4 147H3V146ZM21 145H23V143H21ZM59 145V144H58ZM23 147H24V145H23ZM25 147H24V149H25ZM120 147V148H119ZM145 148L147 147V146H144ZM247 147H249V146H247ZM258 147H259V145H258ZM264 147V146H263ZM92 148V147H91ZM140 148H142V147H140ZM251 148L252 147H250V150H251ZM23 149V148H22ZM115 149V150H114ZM124 149H121V151L119 150V151H117V152H124ZM248 149V148H247ZM43 151H45V150H42V152ZM63 151H66V150H63ZM115 151V152H116ZM252 151V153H253V150H251ZM258 151V150H257ZM260 151H262L263 152V150H260ZM18 152H19V154H18ZM41 152V153H42ZM46 152H47V150H46ZM105 152V151H104ZM116 152V153H117ZM130 152V153H129ZM27 153V154H26ZM38 153H39V151H38ZM125 153V152H124ZM123 153V154H124ZM254 153H255V151H254ZM253 153V154H254ZM259 153H261V152H259ZM118 154V153H117ZM122 154V153H121ZM38 155H41L40 153L38 154ZM71 155V156H72ZM85 155H86V152H85ZM107 155V154H106ZM116 155V154H115ZM119 155V154H118ZM128 155H130V156H128ZM132 155V156H131ZM139 155V154H138ZM223 155H226V154H223ZM255 155V154H254ZM44 157H45V153H44V155H43ZM47 156V155H46ZM50 155H48V157H49ZM52 156H54V155H52ZM187 156V155H186ZM219 156L221 157V155L219 154ZM47 157V158H48ZM73 157H71V158H73ZM111 157H113V155L111 156ZM138 156H136V158H137ZM193 157V156H192ZM254 157V156H253ZM256 157V156H255ZM262 157H264V156H262ZM38 158H41L40 156L38 157ZM184 158V157H183ZM191 159H193V158H191ZM221 159H223V158H221ZM220 159V160H221ZM226 159V158H225ZM254 159V158H253ZM259 159V158H258ZM49 160V159H48ZM51 160V159H50ZM132 160V161H131ZM138 160V159H137ZM136 160V161H137ZM195 160V159H194ZM217 160H218V158H217ZM135 160H134V162L135 163H137ZM144 161H145V163H146V160L144 159ZM169 161V160H168ZM222 161V160H221ZM254 161H255V159H254ZM30 162V163H29ZM68 162H70V161H68ZM170 162H171V160H170ZM174 161H172V163H173ZM176 162V161H175ZM188 162V161H187ZM220 162V161H219ZM91 163H93L92 165H91ZM94 163H96V165H94ZM138 163L139 164H141V162L140 161H138ZM143 163V162H142ZM144 163V164H145ZM170 163H168V165H169ZM187 164H189V162L187 163ZM194 164L195 163H193L192 162V165L191 166H193L194 167V170L193 171H195V168H196V166H194ZM199 164V163H198ZM255 164V163H254ZM72 163H71V166L70 167H72ZM87 165H88V167H87ZM167 165V164H166ZM168 165H167V167H168ZM179 165V164H178ZM178 165H176V168H177V166ZM33 166V165H32ZM69 166V165H68ZM95 166H96V168H95ZM138 166V165H137ZM198 166V165H197ZM253 166V165H252ZM251 166V167H252ZM256 166V165H255ZM87 167V168H86ZM91 167H94L93 168V171H92V168ZM178 167H180V166H178ZM261 167V168H260ZM81 169V172H82V169L83 170H87L88 172H86L85 171V174L86 175H83L82 173H84V172H80L81 173V175H79V176H75V175H73L75 172H78V171H80V170H78V169ZM85 168V169H84ZM182 168V167H181ZM190 168H192V167H190ZM30 169V170H29ZM71 169V168H70ZM172 169V168H171ZM196 169H198V168H196ZM205 169H207V170H205ZM214 169H216V167L214 168ZM129 170H130V168H129ZM128 170V171H129ZM218 170V169H217ZM191 171H192V169H191ZM197 171V170H196ZM195 171V173H198L199 174V172L197 171L196 172ZM212 171V170H211ZM258 171V172H257ZM13 172V173H12ZM16 172V173H15ZM69 172H71V170H69ZM258 174H257V173ZM260 172V173H259ZM21 174V176L20 177H18L19 175L18 174ZM26 173V174H25ZM31 173V172H30ZM185 173V172H184ZM194 173V172H193ZM216 173H218V171H216ZM64 174V175H65ZM69 174V175H68ZM75 174H77V173H75ZM78 174H79V172H78ZM214 174V175H213ZM227 174V173H226ZM24 175H27V177H22V176H24ZM189 175H190V173H189ZM194 175V174H193ZM206 175V176H205ZM234 175H236L235 173H234ZM67 176L65 175V177L67 178ZM256 176V177H255ZM258 176V177H257ZM32 177V176H31ZM61 177V176H60ZM63 177V176H62ZM185 177V176H184ZM217 177H218V175H217ZM21 178H23V180H21ZM25 178H28V179H26V181H24V179ZM56 178V177H55ZM58 178V177H57ZM162 178V179H161ZM166 178V177H165ZM169 178V176L166 178V179H168ZM253 178V179H252ZM60 178H58V179H56V181L57 180H59ZM64 179V178H63ZM68 179H65V180H68ZM159 179H161L162 181L164 180V177H160ZM232 179L233 180H235V181H232ZM36 180V179H35ZM53 180V179H52ZM55 180V179H54ZM175 180V179H174ZM196 180V179H195ZM229 180V181H228ZM250 182H249V181ZM165 181V180H164ZM225 181V182H224ZM247 181L249 182V183H247ZM256 181H258V182H256ZM60 182V181H59ZM128 182H129V185H127L128 184ZM158 182H160V180L158 181ZM165 182H167V181H165ZM228 182H236V184L238 185V183H239V185L237 186L238 188L240 187V190H241V188H242V190H241V192L239 193V189L236 187V190H234L235 189V183H228ZM58 183V182H57ZM197 183V182H196ZM228 183V184H227ZM245 183H247V184H245ZM253 183H255L256 184V186H255V184H252ZM260 183V184H259ZM17 185L18 186V188H14V187H17V186H15V185ZM31 184H33V185H31ZM47 184V183H46ZM53 184V185H52ZM173 185V187L171 186V187H168V186H170V185ZM176 184L179 186L178 187V191H177V193L176 194H178L179 195V198H177L176 197V195H173V196H175V197H172V195L171 194H169L168 193V191H170L171 190V188L173 189L175 186H176ZM195 184V183H194ZM198 184V183H197ZM241 184V185H240ZM243 184V185H242ZM249 184V185H248ZM14 185V186H13ZM57 185V184H56ZM214 185V186H213ZM226 185L227 186H229L230 185V187L228 188V190L226 189L227 187H226ZM260 185V186H259ZM53 186V187H52ZM89 186H91L92 188L89 190L90 192H92V193H90L89 191H88V187ZM136 186V185H135ZM201 186V187H200ZM221 186V187H222ZM232 186H234V187H232ZM130 187H132V188H134V190H137L136 192L134 191V190H130ZM243 187H245V192H244V188ZM170 188V189H169ZM233 188V191H235L236 192V196L242 201V198L244 199L243 200V202H241V203H239V201L237 202L236 201V199H234V197L233 196H231L230 195V193L228 192V191H230L229 189H232ZM130 191H129V190ZM152 189V190H151ZM169 189V190H168ZM176 189H177V187H176ZM176 189H175V191H176ZM182 190V191H180V190ZM217 189V190H216ZM258 189V190H257ZM67 190V191H68ZM129 191V192H127V191ZM152 191L153 192V195L154 194H157V193H166V194H163L164 196L166 195L167 197L165 198L163 195H162V197L160 196V197H157L158 195H160V194H157L156 195V198H158V199H160L161 198V200L163 199V198H165V202L167 203V206H165L164 204L162 205V207L160 206V208L161 209H158L159 210V212L158 213H156L155 214V212H152L154 215H152L151 214V212L149 211V209H148V206H147V209L148 210H145V211H143V209L142 208H144V207H142L144 204H145V202L146 201H148V200H146L145 201V199H146V197L143 195V191ZM167 191V192H166ZM181 193H180V192ZM195 191H196V189H195ZM216 191V192H215ZM243 191V192H242ZM58 192V191H57ZM59 192H60V189H59ZM230 192H232V190L230 191ZM234 192V193H235ZM18 193V194H17ZM124 193H126L125 195H124ZM170 193H172L171 191H170ZM224 193L226 194V196L228 197V193H229V198H227V197H225V195H224ZM243 193H245V195L244 196H242V198H240V194H243ZM43 194L46 196L47 195V197H46V199H48L46 202L48 203V205H46V203H43V205H41V203H37V202H40V198L43 196ZM64 194V193H63ZM145 194L148 196L149 194H147L146 192H145ZM168 194V195H167ZM108 195V196H107ZM124 195V196H123ZM240 195V196H239ZM40 196V197H39ZM44 196V197H45ZM230 196H231V198H230ZM4 197V198H3ZM38 197H39V199H38ZM106 197L108 198V201L111 203V205H108V206H105V204H103L104 205V208H103V205H102V202L104 201V200H106ZM154 197V196H153ZM152 197V198H153ZM226 199H225V198ZM17 198V199H16ZM43 198V197H42ZM41 198V199H42ZM149 198V197H148ZM155 198V197H154ZM37 199V200H36ZM87 199V200H88ZM227 199H229L228 201H227ZM39 200V201H38ZM152 201H153V199H151ZM157 200V199H156ZM66 201V202H65ZM89 201V200H88ZM145 201V202H144ZM234 201V202H233ZM66 204H65V203ZM87 202V201H86ZM105 202V201H104ZM143 202H144V204H143ZM158 202H161V201H158ZM231 202V203H230ZM141 203H142V205H141ZM147 203H151L150 201L149 202H147ZM163 203H164V201H163ZM40 205L39 206V208H38V205ZM46 206H45V205ZM63 204H65L67 207H69V209H66V206H65V208H63L62 206H63ZM68 204V205H67ZM94 204V205H95ZM107 204H108V202H107ZM151 204H153V203H151ZM154 204H156L155 202H154ZM232 204V205H231ZM84 206H85V204H83ZM121 205H123V206H125V207H127V209L128 208H130V210L128 211V214H129V216H128V222L127 221H125V222H127V224H126V227H125V229L126 230H128V229H130L129 230V232H126V230L123 232V229L121 228V226H120V224L117 222V219L114 217V215H112L111 213V215L115 218H112V216L108 213V212H112V213H114ZM128 205H133V208L130 206H128ZM149 205V204H148ZM158 205H160V204H158ZM71 206V207H70ZM102 206V207H101ZM45 207V208H44ZM47 207H49V208H47ZM111 207V208H110ZM142 207V208H141ZM155 207V206H154ZM156 207H158L157 205H156ZM89 208V207H88ZM132 208V209H131ZM51 209V210H50ZM65 209V210H64ZM80 209L78 210V211H80ZM94 209H96L95 207H94ZM109 209V210H108ZM50 210V211H49ZM84 210H86V209H84ZM83 210V214H85L86 213V211H84ZM108 210V211H107ZM27 211H29V212H27ZM30 211H31V213H33V214H31L30 213ZM53 211V212H52ZM67 211H65L66 213H67ZM77 211V210H76ZM152 211V210H151ZM51 212V214H49V213ZM71 212H73L72 210L70 211V212H68V213H71ZM75 212V211H74ZM88 212V211H87ZM130 212V213H129ZM22 213L24 214V213H27V217H25L24 218V216H21L22 215ZM29 213L31 214V215H34V216H31V215H29ZM149 213H150V215L151 216H149ZM55 214V215H54ZM63 214H65V216L63 215ZM109 214V215H108ZM115 214V213H114ZM42 215H44V216H47L46 217V219H43L44 218V216H42ZM107 215H108V217L109 218H111V219H109L108 217H107ZM119 215V214H118ZM28 216H30V217H28ZM35 217H37V218H39L38 220H37V218H35ZM64 217H66L65 219H64ZM147 218V217H150V218H148L147 220H149L150 221V224L149 225H146V224H148V223H146L147 221H144L143 219L144 218ZM152 217V218H151ZM108 218V219H107ZM120 218V217H119ZM122 218V217H121ZM40 219H42V220H45L44 222L42 221V220H40ZM107 219V220H106ZM114 219V220H113ZM124 219V218H123ZM126 219H127V217H126ZM139 219V220H138ZM151 219V220H150ZM40 220V221H39ZM48 220H53L52 222H54V223H56L55 225H54V223L51 225V224H49L48 222H46V221H48ZM72 220V219H71ZM140 220H143L142 222H144V223H142ZM61 221H62V223H61ZM123 221V222H124ZM139 221L142 223V224H144V225H141V224H139ZM233 221H236V222H238V224H234L233 223ZM51 222V223H52ZM64 222V223H63ZM45 223H47V224H45ZM70 223H73V224H70ZM93 223V224H92ZM119 224V226H118V224ZM255 224H258V226H257V229H256V226L254 227V225ZM50 225V226H49ZM57 225V226H56ZM66 225V226H65ZM71 225V226H70ZM117 225V226H116ZM49 226V227H48ZM56 227L57 229H55V227H54V229L52 228V227ZM70 226V227H69ZM129 226L131 227V228H129ZM50 227L52 228L51 230H50ZM59 227V228H58ZM121 228L122 230L120 231L119 229V233H117V232H115V235H114V232H112L113 234H110L111 233V231H114V228ZM122 227H124V226H122ZM63 228V229H62ZM74 228V229H73ZM79 228V229H78ZM261 228V227H260ZM261 228V229H262ZM60 229V230H59ZM62 229V230H61ZM94 230V231H93ZM96 230V231H95ZM108 230V231H107ZM111 230V231H110ZM56 231H58V234H56L55 232ZM72 232V233H69V232ZM91 231V232H90ZM64 233V234H59V233ZM68 232V233H67ZM105 232V233H104ZM122 232V233H121ZM84 233V232H83ZM88 233V234H87ZM101 233V234H100ZM110 235H108V234ZM128 233H129V235H128ZM54 234H56V235H64L63 237H62V241L60 242V241H58L57 243L59 244H57V243H53V240H52V238H53V236H54ZM66 234H67V236H66ZM70 234V235H69ZM100 234V235H99ZM103 234V235H102ZM55 235V236H56ZM54 236V237H55ZM70 236H72L71 238L72 239H70V238H68V237H70ZM106 236H108V238L106 237ZM57 237V236H56ZM61 236H59V238H60ZM65 237V238H64ZM85 237V236H84ZM111 237V238H110ZM8 238L10 239V238H12V239H10L9 241H8ZM237 238H239L238 239V243H236V241L235 240H237ZM51 239V240H50ZM66 239H69V240H66ZM87 239V238H86ZM60 240H61V238H60ZM79 240V241H78ZM239 240H240V242H239ZM65 243H64V242ZM75 242V241H74ZM39 244L41 245L40 246V248H39ZM47 244V245H46ZM51 244H54V245H56L57 246V250L55 249V248H53V247H50V245ZM99 244V243H98ZM259 244V243H258ZM68 245V246H67ZM70 245H72V244H70ZM74 246H75V244H73ZM80 245V246H79ZM103 245V246H102ZM243 245V246H242ZM255 245H257V243L255 244ZM52 246V245H51ZM62 246H63V249H61L62 248ZM91 246V245H90ZM59 247H61V248H59ZM252 247V248H251ZM104 250H103V249ZM246 248V247H245ZM254 248H255V246H254ZM261 248H262V246H261ZM263 248H264V243H263ZM1 249H3V248H1ZM0 249V250H1ZM54 249H55V252H54ZM67 249V250H66ZM87 249V250H86ZM93 249V248H92ZM247 249H244L243 250V252L246 250V252L248 251ZM53 250V251H52ZM64 250H66L64 253H63V251ZM78 250L80 251V252H78ZM97 250V249H96ZM95 250V251H96ZM218 250H217V253L216 254H218ZM254 250V249H253ZM252 250V251H253ZM261 249H259V251H257L256 249H255V252H262V251H260ZM37 251V252H36ZM44 252H46L45 251V249L43 250ZM61 251H62V253H61ZM43 252V253H44ZM106 254H104V253ZM209 252V253H208ZM226 252V253H225ZM254 252V251H253ZM264 252V251H263ZM262 252V260L264 259V253ZM1 254L0 255H3V254H5V253H3V252H0ZM3 253V254H2ZM42 252L40 253V254H43ZM75 253V252H74ZM111 254V255H108V254ZM136 253V254H135ZM223 253V255L221 256V254ZM258 253H256V254H258ZM34 254V255H33ZM38 254V253H37ZM45 254V253H44ZM47 254H45V255H47ZM62 254H64V256H61ZM96 254V253H95ZM94 254V255H95ZM97 254H99V253H97ZM210 254V255H211ZM215 254V255H216ZM247 254V253H246ZM45 255H43L44 257V261H45V259H46V257H45ZM51 255V254H50ZM53 255V254H52ZM51 255V256H52ZM54 255V256H55ZM67 255H70V256H67ZM77 255H75V256H77ZM78 255V256H79ZM218 255V256H219ZM244 255L245 254H243L242 255V257H241V259H244ZM252 255H254V253H252ZM40 256H42V255H40ZM89 256V255H88ZM91 256H93V254L91 255ZM110 256H112V257H110ZM134 256V257H133ZM56 257V258H57ZM59 257H61V258H59ZM132 257L133 258H135V257H138V258H135L136 260H134V259H132ZM225 257H224V259H225ZM239 257V256H238ZM2 258H6L5 260L7 261V263H6V261L4 262L1 258H0V264H8V260H7V256H5V255H3L2 256ZM23 258V259H24ZM42 258V257H41ZM55 258V259H56ZM240 258V257H239ZM249 258H252V257H249ZM247 256L245 257V259H244V261H250L251 259H249ZM257 258V257H256ZM256 258H254L255 260L254 261H256L257 259ZM54 259V260H55ZM95 259H96V257H95ZM223 259V258H222ZM227 259H229V260H227ZM52 260V259H51ZM75 260V261H74ZM131 260H134V261H136V262H134V263H132V261ZM213 260H214V258H213ZM24 261H21V262H24ZM50 260L49 259H47L46 261H45V263H47V262H49ZM94 261V260H93ZM92 261V262H93ZM215 261V260H214ZM243 261V262H244ZM246 261V262H247ZM257 261H259V260H257ZM256 261V262H257ZM10 262H12L11 260H10ZM246 262H244L243 264H245ZM247 262V263H248ZM14 263V262H13ZM44 263V264H45ZM54 263H55V261H54ZM53 263V261L52 262H49V263H47V264H54ZM55 263V264H56ZM102 263V262H101ZM227 263V264H228ZM246 263V264H247ZM15 264V263H14ZM23 264V263H22ZM93 264H94V262H93ZM208 264V263H207ZM249 264V263H248ZM250 264H254L253 263V259H252V263H251V261H250Z\"/></svg>", "mask_w": 264, "mask_h": 264}]
</instances>
